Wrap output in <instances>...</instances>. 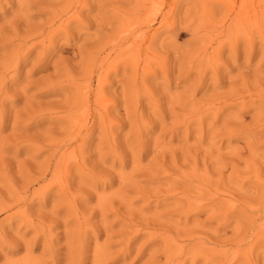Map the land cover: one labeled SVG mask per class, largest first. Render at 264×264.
Segmentation results:
<instances>
[{"label": "rangeland", "instance_id": "obj_1", "mask_svg": "<svg viewBox=\"0 0 264 264\" xmlns=\"http://www.w3.org/2000/svg\"><path fill=\"white\" fill-rule=\"evenodd\" d=\"M0 264H264V0H0Z\"/></svg>", "mask_w": 264, "mask_h": 264}]
</instances>
